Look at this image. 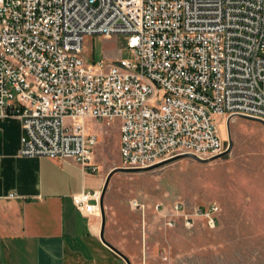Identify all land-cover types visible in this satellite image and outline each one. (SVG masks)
Wrapping results in <instances>:
<instances>
[{"label":"built area","instance_id":"1","mask_svg":"<svg viewBox=\"0 0 264 264\" xmlns=\"http://www.w3.org/2000/svg\"><path fill=\"white\" fill-rule=\"evenodd\" d=\"M94 34H125L130 56L87 64ZM8 115L21 120V155L73 158L88 172L98 170L88 118L119 124L124 168L218 155L215 115L264 121V0H0ZM100 195L72 202L100 214ZM216 210H201L211 225Z\"/></svg>","mask_w":264,"mask_h":264},{"label":"rangeland","instance_id":"2","mask_svg":"<svg viewBox=\"0 0 264 264\" xmlns=\"http://www.w3.org/2000/svg\"><path fill=\"white\" fill-rule=\"evenodd\" d=\"M82 56L89 65L129 57L126 35H88ZM214 120L223 142L218 157L181 155L111 176L105 230L131 264H264V124ZM85 124L97 135L94 161L106 177L122 167L119 124L92 118ZM211 206L214 225L201 212Z\"/></svg>","mask_w":264,"mask_h":264},{"label":"crops","instance_id":"3","mask_svg":"<svg viewBox=\"0 0 264 264\" xmlns=\"http://www.w3.org/2000/svg\"><path fill=\"white\" fill-rule=\"evenodd\" d=\"M22 134L19 117L0 116V264H126L101 239V211L72 202L101 192L105 174L73 158L23 156ZM104 238L114 244L105 229Z\"/></svg>","mask_w":264,"mask_h":264},{"label":"water","instance_id":"4","mask_svg":"<svg viewBox=\"0 0 264 264\" xmlns=\"http://www.w3.org/2000/svg\"><path fill=\"white\" fill-rule=\"evenodd\" d=\"M239 117H244V118H248V119H252V120H256V121H259L261 122L262 124H264V121L263 120H260V119H257V118H252V117H248V116H239ZM231 119V118H229ZM228 119V120H229ZM183 155H186V156H192L196 159H199V160H209V159H213V158H216L218 157L219 155H215V156H212L210 158H207V159H201V158H198L197 156H194V155H191V154H183ZM181 156V155H179ZM178 157V156H176ZM175 158V157H173ZM171 158V159H173ZM170 160V159H169ZM168 160H165L164 162H166ZM163 163V162H161ZM161 163H158V164H155V165H152V166H149L147 168H144V169H151V168H154L158 165H160ZM122 170H126V171H140V170H143V169H139V168H124V167H114L112 168L106 178H105V182H104V185L102 187V190H101V195H100V201H99V205H100V211H101V239L103 240L104 243H106L111 249H113L117 254H119L126 262V264H131L130 260L128 259V257L122 253L120 250H118L115 246H113L111 243H109L107 240H105L104 238V229H105V224H106V215H105V211H104V205H103V197H104V194H105V191L107 189V186L109 184V181H110V178L111 176L117 172V171H122Z\"/></svg>","mask_w":264,"mask_h":264}]
</instances>
